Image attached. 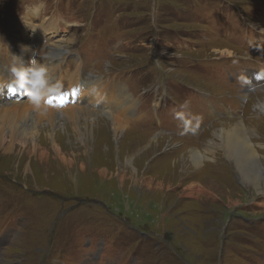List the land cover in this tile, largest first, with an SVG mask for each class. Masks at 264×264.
Returning <instances> with one entry per match:
<instances>
[{"label": "rangeland", "instance_id": "rangeland-1", "mask_svg": "<svg viewBox=\"0 0 264 264\" xmlns=\"http://www.w3.org/2000/svg\"><path fill=\"white\" fill-rule=\"evenodd\" d=\"M0 59V264H264V0H0Z\"/></svg>", "mask_w": 264, "mask_h": 264}, {"label": "bare ground", "instance_id": "bare-ground-1", "mask_svg": "<svg viewBox=\"0 0 264 264\" xmlns=\"http://www.w3.org/2000/svg\"><path fill=\"white\" fill-rule=\"evenodd\" d=\"M42 25H45L47 27V23L46 24H42ZM17 29H24L25 31L23 33H21V36H22V38H24V40L25 39L28 40L27 39L28 38L27 37V31L29 30V28H26V26H24V27L17 26ZM42 35L43 34H38L39 37H41ZM0 73H1V70H0ZM12 78H14L13 75H12ZM5 85L7 86V84H5ZM9 85L12 86V88H13V84L11 85V80L9 81ZM9 95H11V94L8 93L6 97H8ZM41 101H43V100H41ZM23 105L24 106H22L21 104L20 105H16L15 104L14 107H17V109H21V108H24V107H26V108L29 107L27 105V103H25ZM259 107L262 110H264V104L259 105ZM11 109H13V108H11ZM11 109L9 108L8 105H4V104L1 105V100H0V115H3V116L11 115V112H12ZM39 111H40L39 114L43 115L42 114L43 110L39 109ZM72 114L73 115L86 114V115H92L93 117L95 116L92 112H89V110L87 111V109L86 110H81V111L73 110ZM106 115L108 116V118H107L108 121L113 126L112 128H113L114 134L117 135L119 133H123L124 130L121 128V126L118 125V124L122 123V121L117 119V118H114L112 115H109V114H106ZM88 117L93 118L91 116H88ZM98 117L99 116H97V118ZM133 120H135V119H133ZM125 124L127 125V123H125ZM125 132L129 133L128 129H125ZM255 132L256 131L251 130L250 128L246 127L242 123H236V124L222 123L221 127H219L218 130L214 133L216 135L215 137L219 139V145L222 148V150L224 151V156L226 157L227 160H229L232 163L236 174L242 176L244 178V180H246V181H248L247 176L248 177H252V172L254 170L258 169V168L255 169V167L257 165L258 159L261 157V153L258 152V151H255L253 145L250 143V138L253 135H256ZM249 135H250V137H249ZM21 136L26 138L27 134H24V135L22 134ZM159 139L160 138L150 137V139H148V142L144 143V146L142 148H138V150L132 149L130 151L132 159L133 158L134 159L135 158H139V157L143 156L144 153H146L148 150L151 149V146L158 147V144H160ZM140 141H142V139ZM219 145L214 143L213 146L211 145L210 148L215 149L216 147H218L220 149ZM137 147H139V146H137ZM212 149H211L210 152L213 154V156H211V158H209V159L206 156H203V155H201L199 153H196V154L193 155L194 158H191V159H180V160L184 164L190 163L191 166H197V167H199V164H202V161H204V160L207 162L208 165L210 163L217 164L218 163V157H215L216 154L213 152ZM134 152H137V153L134 154ZM199 159H201L202 161L199 160ZM202 170L200 169V171H202ZM183 171L185 172L186 169L184 168ZM263 173H264V171L262 170V178L260 180H256L253 183H251V184H253L255 186L257 195L264 194V178H263L264 175H263ZM212 181L213 180L210 179V182H212ZM216 183H217L216 181H213V184H215L218 187V185ZM218 188H220V187H218ZM218 188H216V189H218Z\"/></svg>", "mask_w": 264, "mask_h": 264}, {"label": "clouds", "instance_id": "clouds-1", "mask_svg": "<svg viewBox=\"0 0 264 264\" xmlns=\"http://www.w3.org/2000/svg\"><path fill=\"white\" fill-rule=\"evenodd\" d=\"M17 83L19 84V86H20L22 89L25 88V84H24L23 76H22V75L18 78ZM28 99H29V100H32V99H33L31 93H28Z\"/></svg>", "mask_w": 264, "mask_h": 264}]
</instances>
